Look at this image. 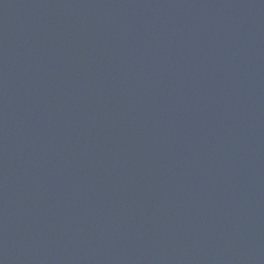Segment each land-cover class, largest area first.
Segmentation results:
<instances>
[{"label":"water","instance_id":"1","mask_svg":"<svg viewBox=\"0 0 264 264\" xmlns=\"http://www.w3.org/2000/svg\"><path fill=\"white\" fill-rule=\"evenodd\" d=\"M0 264H264V0H0Z\"/></svg>","mask_w":264,"mask_h":264}]
</instances>
